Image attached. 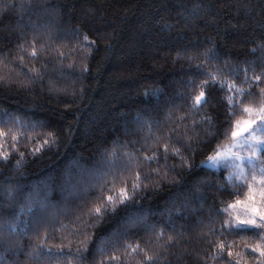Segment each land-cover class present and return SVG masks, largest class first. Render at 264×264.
<instances>
[{"label":"trees","instance_id":"obj_1","mask_svg":"<svg viewBox=\"0 0 264 264\" xmlns=\"http://www.w3.org/2000/svg\"><path fill=\"white\" fill-rule=\"evenodd\" d=\"M33 3L0 8V264H264L221 227L264 127L242 173L206 166L264 108V0Z\"/></svg>","mask_w":264,"mask_h":264},{"label":"snow or ice","instance_id":"obj_2","mask_svg":"<svg viewBox=\"0 0 264 264\" xmlns=\"http://www.w3.org/2000/svg\"><path fill=\"white\" fill-rule=\"evenodd\" d=\"M33 3V0H20V2L17 3H9L5 2L4 4L0 5V8L3 9H11V8H18L21 11L25 10L26 8L36 7ZM85 40L88 39L87 36L84 37ZM256 80L259 81L260 77L257 76ZM209 93H206L205 91H201L196 97L195 102L197 104H202L207 102ZM230 107H235L236 102L229 101L228 102ZM245 111H249V109H245ZM261 112L264 113V108H261ZM262 120H264V116L261 117ZM255 121L253 120H247L244 121V126L240 127L239 132L233 131L232 136L236 137L241 132H247L248 128H250ZM6 134L2 131H0V137L5 136ZM210 137L215 138V136L220 135V129L217 128L215 131V136L210 132L208 134ZM12 140L15 142L16 137L12 136ZM14 147V144H13ZM256 153L253 151V155ZM220 154L218 153L217 156ZM7 159V157H6ZM209 160H212L213 157H209ZM261 173L264 174V168H261ZM179 175V173H177ZM255 176L252 177L253 182L255 181ZM261 184L264 185V179L261 180ZM257 192L259 193V200H257ZM10 195V194H9ZM121 195L124 197V201H128V197L126 195L125 189H121ZM109 201H112L113 198L111 196L107 197ZM243 203L245 207V215L243 218L237 217L234 221L233 220H222L221 221V227L223 228L225 225L228 226V229L231 230H243L245 228L253 230V235H259L260 239L264 241V186L254 189L253 185L250 183L248 185V197L246 201H236V204ZM2 206V205H0ZM235 205H228L229 208L234 207ZM211 207H215L213 204ZM97 215H101L104 211H107V208L101 209L97 207L95 209ZM217 215H220L219 210H217ZM238 234V233H237ZM4 244L11 245V241L7 238H4L3 240ZM221 248H223V245H221ZM252 252L256 253L259 252L261 257H264V244H257L256 246L252 247ZM233 255L232 250L228 249V256L231 257Z\"/></svg>","mask_w":264,"mask_h":264},{"label":"rangeland","instance_id":"obj_3","mask_svg":"<svg viewBox=\"0 0 264 264\" xmlns=\"http://www.w3.org/2000/svg\"><path fill=\"white\" fill-rule=\"evenodd\" d=\"M251 117L243 120L240 124H238L237 130L239 132L240 127L244 126V121L253 120L255 123L248 128L247 132H241L238 136L234 137V141L231 145L225 147L220 150L217 156H213L212 160L206 162V166L211 168L217 167L221 162L225 160H233L238 167V171L242 173V165L241 163L246 160V162H252L251 156L246 157L243 153L249 152L251 155L253 151L257 154L260 149V138H259V129L261 130L264 127V120L261 119L264 116V113L261 111H251ZM253 116L255 118H253ZM257 200H259V193L257 192Z\"/></svg>","mask_w":264,"mask_h":264}]
</instances>
